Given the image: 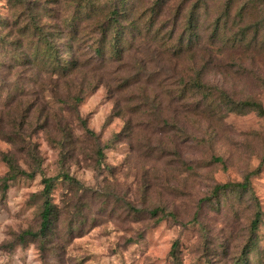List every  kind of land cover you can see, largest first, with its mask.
<instances>
[{"label":"rangeland","instance_id":"obj_1","mask_svg":"<svg viewBox=\"0 0 264 264\" xmlns=\"http://www.w3.org/2000/svg\"><path fill=\"white\" fill-rule=\"evenodd\" d=\"M225 96L264 107V0H0V178L36 173L0 191V264H264L250 195L204 201L261 166L264 213V117Z\"/></svg>","mask_w":264,"mask_h":264},{"label":"trees","instance_id":"obj_2","mask_svg":"<svg viewBox=\"0 0 264 264\" xmlns=\"http://www.w3.org/2000/svg\"><path fill=\"white\" fill-rule=\"evenodd\" d=\"M114 15L110 17V19H113V21L116 18L117 13H113ZM115 16V17H114ZM115 37L113 41L109 42V48H112V51L115 55H119L122 48H120V41L119 38L121 37V34L118 35V32L115 33ZM107 43V42H105ZM103 50V48H101ZM99 53H102V51L98 50ZM71 66L74 67V64L71 63ZM70 68L64 67V70L67 71ZM198 89H206L207 87L204 86L200 81L197 82ZM210 89V88H208ZM226 98V107L228 109L229 113H236V114H247L249 112H256L258 115L264 117V107L256 102L252 101H244V102H234L233 100H230L229 98ZM101 154V152L99 151ZM5 161L7 162L9 171L3 178H0V191H3L4 193L9 190L12 183H14L17 179L21 177H27V178H34L36 173L35 172H28L21 168L17 162L14 160V158L6 156ZM261 166L246 175L245 179L240 183H226L224 185H218L214 188L212 191L211 197L204 201L210 202L211 199L216 198L218 199L221 195H225L227 193H234L238 194L240 197L243 195H250L251 200L254 202V205L256 206V212L255 217L253 221L251 222V233L252 236L256 234V232L259 229L260 223L262 221V217L264 216V213L262 212L261 205L259 203L258 198L255 196L253 190H252V179L257 176L260 172ZM58 178L51 177V178H43L42 183L44 185V189L41 192V198L43 200V206L41 211V225L40 229L37 232H33L31 230H28L24 232L20 238V243H27V242H38L40 243L41 251L44 252L45 249L48 248L50 245H54L57 243V241L60 239V234L58 232L57 224L60 221V219L63 216V211H61L56 204L53 203L52 200V194L53 190L56 184ZM66 179H69L67 177ZM203 201V202H204ZM162 214L163 218L169 217L170 214H167L164 209L158 208L153 211H151V215H159ZM171 217H174V215L171 214ZM162 219V218H161ZM195 222H197V219H195ZM79 230V229H78ZM71 232L74 231V228L70 229ZM253 240V238L251 239ZM251 244L254 243V241H250ZM178 249V243L174 244L173 247V258L177 259L176 251ZM242 264H247V259L242 258L241 259ZM177 264V263H175Z\"/></svg>","mask_w":264,"mask_h":264}]
</instances>
